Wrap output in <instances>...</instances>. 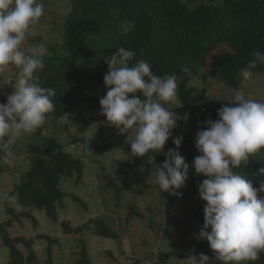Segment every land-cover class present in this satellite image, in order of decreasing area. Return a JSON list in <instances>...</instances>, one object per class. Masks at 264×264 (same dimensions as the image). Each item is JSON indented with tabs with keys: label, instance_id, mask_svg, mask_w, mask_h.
Wrapping results in <instances>:
<instances>
[{
	"label": "trees",
	"instance_id": "1",
	"mask_svg": "<svg viewBox=\"0 0 264 264\" xmlns=\"http://www.w3.org/2000/svg\"><path fill=\"white\" fill-rule=\"evenodd\" d=\"M67 1L68 9L61 20L57 42L51 44L42 38L38 39L48 49L39 80L41 86L55 90V111L46 114V119L54 123L81 106L90 112H101L99 98L106 94L103 75L108 70L104 60L120 46L135 53L130 65L144 60L151 64L153 74L176 78L177 101L181 104V107L171 109L176 114L192 109L198 102L193 99L194 88L189 86L191 80L206 82L210 78L224 85L231 93L234 89H240L243 82L241 69L254 58V53H264V0ZM125 21L134 23V32L123 34L121 24ZM186 67L191 76L184 73ZM253 71L256 74L264 73V66H258ZM15 72L14 76L5 78L4 73L0 74V93L14 90L18 69ZM221 107L218 104L212 113L215 120ZM41 131L42 127L35 131L34 136L39 138ZM195 135H182L184 142L178 150L190 165L189 174H193L191 165L200 154L195 143L191 144L195 142ZM174 138L166 142L160 153L149 152L145 157H135L132 162L115 164L116 176L99 174V178L106 183L108 190L114 192L116 200L121 199L126 190V179L130 173L137 172L141 160L145 159L144 167L151 163L152 157L155 160L153 165H161L168 150L174 149ZM82 142L87 148L84 138L77 137L68 144H61L51 134L42 136L33 145V153H25L26 170L19 174L12 191L21 211L8 207L7 212L12 219L0 223V240L8 250L6 264H39V256L33 249V239L25 236L12 238L8 232L14 223L21 224L25 219L36 225L33 209L43 211L48 220L56 222L57 208H64L63 199L67 197L87 208L78 196L61 190L62 183L67 179L75 176L78 181L82 177L83 162L67 150L70 145ZM100 143L103 145L105 142L102 140ZM111 147L104 144L102 149L109 151ZM92 148L100 151L94 146ZM124 148L129 152L130 142ZM262 168L264 149L253 154L248 165L242 164L234 171L247 177L253 187L259 189L264 184V175L260 174ZM119 176H123L122 181ZM199 179L202 183L205 177L199 175ZM259 198H264V193L258 191ZM203 208L196 211V216L201 220L200 227L203 226ZM142 215L136 204L131 205L126 220ZM104 218L89 219L77 227L65 221L60 223L62 233L72 235L78 241L73 247L79 248L78 259L72 264H92L86 246L89 236L119 240L117 231L105 223ZM37 239L47 242L46 263H52L53 247L58 239L49 235H39ZM194 240L199 254H206L210 264H223L216 260V254L206 240L195 237ZM254 264H264V252Z\"/></svg>",
	"mask_w": 264,
	"mask_h": 264
},
{
	"label": "clouds",
	"instance_id": "2",
	"mask_svg": "<svg viewBox=\"0 0 264 264\" xmlns=\"http://www.w3.org/2000/svg\"><path fill=\"white\" fill-rule=\"evenodd\" d=\"M44 13L45 6L39 0H0V74L9 66L18 69L14 90L6 103L0 104V166L10 164L15 157L12 145L42 127L46 114L55 111V90L41 86L39 80L48 49L43 42L25 48V41L36 35L34 26ZM121 29L127 35L135 31V25L125 21ZM134 56L132 50L120 46L105 58L106 94L99 98V105L101 114L120 135L128 134L129 139V132L134 133L129 141L130 156L145 157L149 152L160 153L177 127L179 117L165 107L177 100V82L174 76L153 74L151 64L144 60L130 65ZM258 66H264V53L259 51L241 69L243 79L251 80ZM183 71L191 76L187 67ZM205 110L198 108L194 117L201 118ZM182 140V136L174 138V149L168 150L161 165H153L159 192L177 198L182 195L179 190L185 187L190 168L178 151ZM195 147L200 154L191 167L195 174L205 177L198 186L199 199L205 202L203 226L195 238L206 240L216 260L223 264H254L264 252V198L258 199L264 184L256 189L234 169L248 165L249 158L264 149V100L232 90L217 119L203 122L197 131ZM86 151L92 154L88 145ZM260 174L264 175V168ZM181 264L210 261L200 253L181 260Z\"/></svg>",
	"mask_w": 264,
	"mask_h": 264
},
{
	"label": "rangeland",
	"instance_id": "3",
	"mask_svg": "<svg viewBox=\"0 0 264 264\" xmlns=\"http://www.w3.org/2000/svg\"><path fill=\"white\" fill-rule=\"evenodd\" d=\"M39 2L44 4L45 13L34 26L36 35L25 41V48L41 43L39 38L55 44L60 34L61 20L68 9L67 0ZM15 70H17L15 67L9 66L3 77L14 76ZM16 77L17 75L15 80ZM189 86L194 88V102H198L192 109L176 114L179 119L170 138L186 133L191 136L196 134L201 130L203 122L211 118L215 120V116L212 115L214 109L218 104L224 106L231 96L224 85L210 78H207L206 82H202L201 79L191 80ZM239 90L250 99L264 100V73L256 74L248 81L243 79ZM9 94L11 91L0 93V104L6 103ZM165 107L171 110L181 107V104L176 100ZM200 107L206 109L205 113L201 118L194 119V112ZM185 116L188 117L187 120L184 119ZM51 134L61 144H68L77 137L87 140L92 154L87 153L84 142L67 147L74 158L81 159L84 171L80 180L77 181L74 176L62 183L61 190L78 196L88 209L67 197L63 199L64 208H57L56 222L48 220L43 211L33 209L32 215L37 221L36 225L25 219L21 224L14 223L8 229L12 238L25 236L33 239V249L39 256V264H48L45 253L47 242L37 239V236L49 235L58 239V243L53 247V261L49 264H72L78 259L79 248H73L78 241L73 239L72 235H64L60 223L65 221L72 227H77L89 219L101 216L105 217V223L117 231L119 240L89 236L86 239V246L92 264H181V260L199 255L194 237L200 229L201 220L196 216V211L205 204L198 196V186L199 182L201 183L199 175L194 172L189 174L185 187L179 190L182 195L177 198L159 192L153 170L155 160L153 162L151 160V163L144 167L145 159H142L141 165L136 168L137 172L130 173L126 179L127 186L121 199L116 200L114 192L106 188V183L99 178V174L116 176L115 164L134 160L135 157L130 156V151L126 152L124 148L134 133L129 132V139L128 134L120 135L100 111L90 112L83 106L57 120L56 123L46 119L39 138L34 136L35 132L26 134L12 145L15 157L10 164L0 166V223L12 219L7 212L8 207L17 212L21 211L12 191L19 174L26 170L25 153L27 151L33 153L34 149H31L33 145H36L42 136ZM100 138L102 139L97 140ZM102 140L104 144L112 146L109 151L102 149L104 145L100 143ZM92 146L101 152L95 151ZM119 178L122 181L123 176ZM135 204L143 215L127 221L129 207ZM7 252L0 240V264H6Z\"/></svg>",
	"mask_w": 264,
	"mask_h": 264
},
{
	"label": "built area",
	"instance_id": "4",
	"mask_svg": "<svg viewBox=\"0 0 264 264\" xmlns=\"http://www.w3.org/2000/svg\"><path fill=\"white\" fill-rule=\"evenodd\" d=\"M201 111H203V110L201 109ZM197 114L199 115V114H200V112H198Z\"/></svg>",
	"mask_w": 264,
	"mask_h": 264
}]
</instances>
